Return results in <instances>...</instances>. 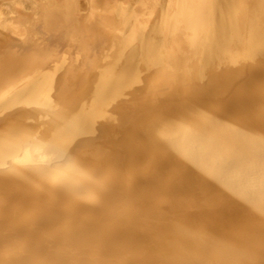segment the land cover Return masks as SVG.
<instances>
[{"label": "bare ground", "instance_id": "1", "mask_svg": "<svg viewBox=\"0 0 264 264\" xmlns=\"http://www.w3.org/2000/svg\"><path fill=\"white\" fill-rule=\"evenodd\" d=\"M0 264H264V0H0Z\"/></svg>", "mask_w": 264, "mask_h": 264}]
</instances>
